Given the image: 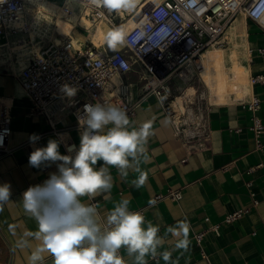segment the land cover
Listing matches in <instances>:
<instances>
[{
  "label": "crops",
  "instance_id": "obj_1",
  "mask_svg": "<svg viewBox=\"0 0 264 264\" xmlns=\"http://www.w3.org/2000/svg\"><path fill=\"white\" fill-rule=\"evenodd\" d=\"M27 37L24 33L10 36L5 47L7 41L0 37V46L4 47L0 49V57L5 60L0 63V104L8 107L12 117L8 143L12 153L0 156V184L8 182L12 188V201L0 209V264H29L28 257L39 242L31 240L30 248L18 246L25 232L36 230L35 221L22 206V194L57 171L55 164L43 171L28 163L35 148L46 146L50 138L59 139L43 116L31 114L32 104L21 92L17 75L25 60L18 63L17 47ZM224 56L229 73L238 64L253 75H264V30L239 18ZM120 78L132 84L138 96L139 77L130 72ZM254 93L260 99L258 115L264 123V83L255 86ZM227 101L214 105L208 113L211 141L204 149L187 155L160 103L149 97L138 108L137 116L130 119L137 127L145 122L151 124L152 134L146 146L148 160L142 159L139 165L141 172L146 173L144 185L139 189L133 185L139 172L129 170L127 177H121L112 168L110 193L81 199L97 207L101 223L114 202L122 198L130 200L131 210L140 211L146 220L158 224L160 235L178 220L187 221V250H174L176 238L170 234L164 245L172 251L175 264H264V130L256 137L252 113L230 98ZM75 124L73 116H65L55 128L79 147L80 132L74 128ZM33 134H38L40 139L30 143ZM59 151L66 154L61 143ZM185 158L187 161L183 162ZM168 189L181 190L183 198L178 202L165 199L149 203ZM240 209L247 211L231 223L225 221L227 215ZM213 226L219 227V234ZM199 233L204 236L197 243L194 237ZM121 252L127 264H135L134 257L128 256L124 249ZM44 255V264H52V257ZM148 264L164 262L157 257L149 258Z\"/></svg>",
  "mask_w": 264,
  "mask_h": 264
},
{
  "label": "built area",
  "instance_id": "obj_2",
  "mask_svg": "<svg viewBox=\"0 0 264 264\" xmlns=\"http://www.w3.org/2000/svg\"><path fill=\"white\" fill-rule=\"evenodd\" d=\"M48 1L0 0V37L6 39L5 47L10 36L27 34V40L20 41L28 54L17 79L32 104L31 114L43 116L66 155L73 156L75 153L68 148L77 144L55 128L63 117L73 116L74 128L81 132L77 118L83 114L84 105L107 101L122 107L134 119L149 97L160 103L187 155L204 149L212 139L208 113L219 105L204 81L206 54L228 49L239 18L264 30V0H156L125 32L122 48L112 50L107 45L97 46L90 39L91 32L103 20L116 28L108 9L95 7L91 0H63L51 14L44 7ZM74 13L90 22L89 27L75 24L84 39L77 38L73 31L58 30V18L70 19ZM130 72L139 77L138 96L132 84L121 78L114 80ZM242 73L246 83L240 86L241 93L228 95L227 100L230 98L252 113V129L259 137L264 123L258 115L261 102L254 87L264 83V75H253L245 68ZM227 74L230 81L235 79L234 68ZM64 85L76 88L75 96H68ZM11 123L8 107L0 104V156L12 153L8 148ZM186 161L187 158L183 160ZM182 198L181 190L168 189L153 201L178 202ZM246 211L240 209L227 215L225 221L231 223ZM212 229L219 234L218 226ZM203 236L199 233L194 238L200 243Z\"/></svg>",
  "mask_w": 264,
  "mask_h": 264
},
{
  "label": "clouds",
  "instance_id": "obj_3",
  "mask_svg": "<svg viewBox=\"0 0 264 264\" xmlns=\"http://www.w3.org/2000/svg\"><path fill=\"white\" fill-rule=\"evenodd\" d=\"M91 3L116 12L135 7V0H91ZM103 40L116 50L125 43L126 33L122 28L111 29ZM63 90L68 96L77 92L68 85ZM77 119L82 129L80 144L78 148L76 145L68 148L74 156L61 154L60 141L50 138L46 146L35 148L28 158L32 168L55 164L57 169L22 194V206L35 221L36 230L25 232L18 246L30 248L31 240L39 242L28 257L29 264H44L45 253L52 257V264H126L121 249L134 257L135 264H148L149 258L157 257L164 264H175L172 251L164 245L170 234L176 238L174 250H187V221L178 220L160 235L158 224L146 220L140 211L131 210L130 200L122 198L114 202L101 223L97 207L81 199L110 193L112 168L121 177H127L129 170L139 172L133 185L137 189L144 185L146 173L141 172L139 165L142 159L148 160L146 146L152 134L151 124L145 122L137 127L122 107L107 101L84 105L83 114ZM39 139L38 134H33L30 143ZM11 201V184H0V209Z\"/></svg>",
  "mask_w": 264,
  "mask_h": 264
},
{
  "label": "bare ground",
  "instance_id": "obj_4",
  "mask_svg": "<svg viewBox=\"0 0 264 264\" xmlns=\"http://www.w3.org/2000/svg\"><path fill=\"white\" fill-rule=\"evenodd\" d=\"M152 1H156V0H149V2ZM137 2H139V0H135V5ZM56 6L57 4L52 1H48L46 4H44L45 9L51 14H54ZM121 14L124 15L123 13ZM69 18L70 19H61V17L58 18L57 23H58L59 32L68 33L73 31L76 34L77 38L84 39V37L80 35L78 31H76L75 24H80L82 26L89 27L90 26L89 20L85 18L83 15H80L79 13H74V15L70 16ZM136 23L137 20L135 18L130 19L127 23H125L124 32H128L136 25ZM111 29L113 28L107 23V21L103 20L100 23H98L96 28H94V30L91 32L90 39L97 46L106 45V43L103 40V37ZM57 41L59 40L57 39ZM17 51L19 58L18 63L23 62L25 60L24 58H26L28 54V50L26 49L25 46L21 45L17 47ZM224 59H225L224 51L221 49H215V50H210L206 54V58L204 60V65L206 68V71L203 73L204 81L213 93V97H214L213 100L218 104H223L228 102L227 101L228 95H231L233 93L240 94L241 93L240 86L246 83V77L242 73L243 67H241L238 64L233 65L235 79L233 81L229 80V76L225 71ZM4 62L5 60L2 57H0V63H4ZM114 80L120 81L121 79L119 76H116ZM21 92L24 91L21 90Z\"/></svg>",
  "mask_w": 264,
  "mask_h": 264
},
{
  "label": "rangeland",
  "instance_id": "obj_5",
  "mask_svg": "<svg viewBox=\"0 0 264 264\" xmlns=\"http://www.w3.org/2000/svg\"><path fill=\"white\" fill-rule=\"evenodd\" d=\"M49 1H52L57 5H61L63 2V0H49ZM148 2L149 0H139V2L136 3L137 6L135 5V7L132 8L131 10H122L121 12L110 11L114 17L115 27L125 29V23H127L132 18H136L141 13H143L147 8L150 7V2L149 3ZM121 13H123L124 15H122ZM111 27L114 29L113 26ZM122 46L123 45L119 46L118 49L122 48ZM226 71L228 72V70Z\"/></svg>",
  "mask_w": 264,
  "mask_h": 264
}]
</instances>
